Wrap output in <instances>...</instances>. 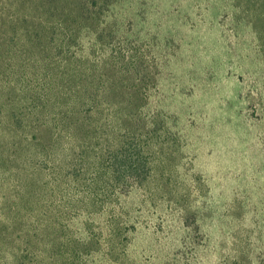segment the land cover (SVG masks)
I'll list each match as a JSON object with an SVG mask.
<instances>
[{
    "label": "rangeland",
    "instance_id": "rangeland-1",
    "mask_svg": "<svg viewBox=\"0 0 264 264\" xmlns=\"http://www.w3.org/2000/svg\"><path fill=\"white\" fill-rule=\"evenodd\" d=\"M121 1L104 16L107 45L77 39L66 71L63 41L44 35L10 80L0 264H264V0ZM12 104L35 127L20 140L72 153L69 187L43 165V200L26 193ZM120 152L141 179L125 178Z\"/></svg>",
    "mask_w": 264,
    "mask_h": 264
},
{
    "label": "trees",
    "instance_id": "trees-1",
    "mask_svg": "<svg viewBox=\"0 0 264 264\" xmlns=\"http://www.w3.org/2000/svg\"><path fill=\"white\" fill-rule=\"evenodd\" d=\"M121 2V0H0V66L3 64L1 58L11 56L10 61L5 65L9 73L4 71L2 76L0 74V112H3V108L8 111V105L3 101L5 97L10 99L12 90L18 91L14 87L15 81L11 82L10 80L13 77L20 80L25 75L26 69L33 62L27 58L29 57L27 54L30 53V50H35L33 46L38 47L35 42L39 41V38L43 39L45 35L49 39L45 45L50 46L53 44L55 36L59 35L63 41L61 48H66V52L64 51L66 56L62 57L63 60L60 65L54 64V66L60 68L61 64L66 63L61 68L67 71L73 53L76 51V47L80 45L79 42L85 43V39H88L93 32L96 33L99 38L98 42L103 47L107 45L106 38L111 34L103 33L105 30L102 28L104 27V16L111 7L113 9L120 7ZM96 8L98 9L97 12H95ZM9 27L15 32L13 38H9ZM43 50V52H47L50 49L43 45ZM13 52L14 55L12 56ZM20 100L26 101L23 96ZM10 106L7 113L10 121H12L9 131L15 135L11 137V144L18 149L22 145L25 147V158L22 163L27 167V175L30 179L28 190L26 188L27 195L35 200H43L47 196L52 175L44 172L43 165L49 163L58 165L54 172V175L57 174L54 180L59 183V179L62 177L69 187L67 177L70 178V174L67 173L66 166L71 164L68 160L72 156L71 151L62 150L59 146L57 147L56 142L50 146L47 145L49 147L47 150L44 147L45 144L43 146L38 144L39 138L34 137L33 134L24 135L25 138L20 140L18 137L22 133H19V130L26 133L28 130L34 131L35 127L33 122L22 125L17 113L21 112V107L19 108L17 104ZM30 131L29 133H31ZM52 139L55 141L54 138ZM131 145L135 149L140 148L136 142ZM119 155L125 163L126 170L124 173L127 175L125 178L128 181L141 179V172H138L139 168L137 167L139 160L128 163L130 155L125 152H120ZM134 172H137L138 178L133 177Z\"/></svg>",
    "mask_w": 264,
    "mask_h": 264
}]
</instances>
